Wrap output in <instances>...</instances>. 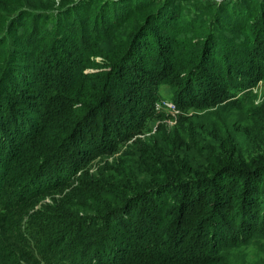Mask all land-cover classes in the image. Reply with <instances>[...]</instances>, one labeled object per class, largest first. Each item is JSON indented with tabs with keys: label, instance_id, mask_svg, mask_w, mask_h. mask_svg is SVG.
Here are the masks:
<instances>
[{
	"label": "trees",
	"instance_id": "trees-1",
	"mask_svg": "<svg viewBox=\"0 0 264 264\" xmlns=\"http://www.w3.org/2000/svg\"><path fill=\"white\" fill-rule=\"evenodd\" d=\"M204 1L0 0V264H264V5Z\"/></svg>",
	"mask_w": 264,
	"mask_h": 264
},
{
	"label": "rangeland",
	"instance_id": "rangeland-1",
	"mask_svg": "<svg viewBox=\"0 0 264 264\" xmlns=\"http://www.w3.org/2000/svg\"><path fill=\"white\" fill-rule=\"evenodd\" d=\"M181 1H182V6H179V8H177V11H181L182 15L184 13H191V12L196 11V10L199 12H201V10H205L206 12H209V10H210L209 3L205 2L204 0H181ZM248 1H249V6H251V5L255 6L256 10H258V11L261 10V7L264 5V0H248ZM258 1L262 3L261 6L260 5L257 6ZM184 18H186V15H185V17L182 16V20H184ZM209 18H210V16H208L207 18L199 17L198 22L205 25V23H207V20H209ZM99 61H100V58H97L96 62H99ZM168 91H169L168 87L164 86V87L160 88V93H161L160 99L162 100L161 101L162 105H164V102H169V103L173 104L172 95ZM253 92L257 95L256 104L261 103V101L264 99V82L263 81L258 82L257 86L255 88H253ZM159 104H160V101H159ZM157 107H158L157 108L158 110L162 109L160 107V105H157ZM164 112L171 116L170 120L157 121V124H159L160 126H163V127L170 130L174 127V125L176 123L175 120L177 119L178 114L175 112L174 113L170 112L168 109ZM134 122H136L135 119L132 120L127 125L133 126ZM112 160H113V157L109 158L108 162H112ZM106 162L107 161L103 162L102 165H104ZM97 168L98 167L93 168L90 173L96 172ZM70 192H71V189H67L65 193L69 194ZM63 196H64V194L63 195L56 194V195H53L51 197H47L45 200H43L41 203L38 204L35 211L42 209V206H41L42 204H52L53 200L56 199L59 201V200H61V198ZM250 251H253V250H250ZM243 260H244V263H246V261H249L251 264L254 262L252 259L246 258V257H244Z\"/></svg>",
	"mask_w": 264,
	"mask_h": 264
},
{
	"label": "built area",
	"instance_id": "built-area-1",
	"mask_svg": "<svg viewBox=\"0 0 264 264\" xmlns=\"http://www.w3.org/2000/svg\"><path fill=\"white\" fill-rule=\"evenodd\" d=\"M164 105L171 111V112H177L176 107L174 104L169 102H164Z\"/></svg>",
	"mask_w": 264,
	"mask_h": 264
}]
</instances>
